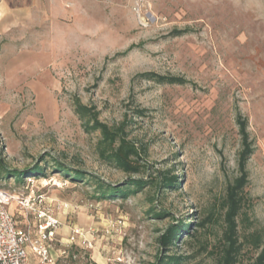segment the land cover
Listing matches in <instances>:
<instances>
[{
    "label": "rangeland",
    "instance_id": "obj_1",
    "mask_svg": "<svg viewBox=\"0 0 264 264\" xmlns=\"http://www.w3.org/2000/svg\"><path fill=\"white\" fill-rule=\"evenodd\" d=\"M148 71L186 82L138 76ZM75 99L123 127L141 172L100 158V134L84 130ZM237 115L253 145L237 217L243 240L264 233V0H0V188L42 193L60 220L55 249L69 256L155 264L167 227L208 218L170 253L184 264H216L226 190L239 175ZM43 158L44 175L19 183L9 174ZM52 159L112 185L162 173L178 184L97 198L95 182L70 180ZM11 211L24 226L15 204ZM74 227L90 248L70 240ZM255 255L245 244L240 258Z\"/></svg>",
    "mask_w": 264,
    "mask_h": 264
},
{
    "label": "trees",
    "instance_id": "obj_2",
    "mask_svg": "<svg viewBox=\"0 0 264 264\" xmlns=\"http://www.w3.org/2000/svg\"><path fill=\"white\" fill-rule=\"evenodd\" d=\"M180 33L182 31H175L174 34L178 35ZM138 76L159 83L184 84L186 82L182 77L165 76L150 71L140 73ZM73 111L78 116L86 132H99L98 154L100 158L128 174L141 172L143 165L135 160V157L139 155L138 150L134 143L126 139L122 126H110L100 121L97 111L81 103L79 99L73 100ZM136 112L142 114L141 110H137ZM236 123L241 142L237 160L239 175L234 179L233 183L228 185L226 190L224 225L218 249L215 253L216 264H264V233L255 230L244 235L243 240L240 239L238 234L237 217L245 201L243 188L248 182L246 165L253 153V145L247 130V120L241 117V115H237ZM52 160L53 163L50 166L58 172H62L70 180L84 183L95 182L96 189L94 192L97 194V198L126 197L129 193L136 192L145 186L146 183H155L157 191L175 188L178 184L176 175L170 176L167 173H162V175H158L157 179H151L149 182L136 177H128L121 185H112L105 183L90 173H85L81 169L70 168L60 161ZM47 163L48 161L45 160L44 165L37 163L34 166L25 167L20 170L14 169L9 174H14L17 182L23 183L27 177L44 175ZM207 221L208 218L195 219L194 222L186 223L180 221L177 225L167 227L159 241L165 253L157 258L155 264H184L185 257L170 253L172 247L179 242L178 240L182 234H184V238L194 236L198 228H203ZM245 244H249L256 251V255L242 262L240 258L241 250Z\"/></svg>",
    "mask_w": 264,
    "mask_h": 264
},
{
    "label": "built area",
    "instance_id": "obj_3",
    "mask_svg": "<svg viewBox=\"0 0 264 264\" xmlns=\"http://www.w3.org/2000/svg\"><path fill=\"white\" fill-rule=\"evenodd\" d=\"M45 200L42 193L32 191L23 197L0 188V264H89L84 256H69L65 248L55 249L60 220ZM13 204L25 216L24 226L11 211ZM75 236L82 239L80 248L91 247L81 228L71 229L70 240Z\"/></svg>",
    "mask_w": 264,
    "mask_h": 264
}]
</instances>
